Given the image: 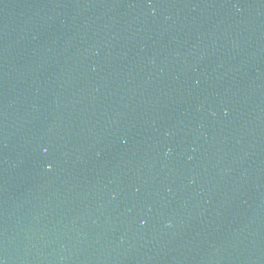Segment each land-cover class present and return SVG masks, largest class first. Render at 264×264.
I'll use <instances>...</instances> for the list:
<instances>
[{
  "label": "water",
  "instance_id": "1",
  "mask_svg": "<svg viewBox=\"0 0 264 264\" xmlns=\"http://www.w3.org/2000/svg\"><path fill=\"white\" fill-rule=\"evenodd\" d=\"M0 264H264V0H0Z\"/></svg>",
  "mask_w": 264,
  "mask_h": 264
}]
</instances>
